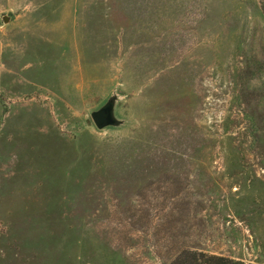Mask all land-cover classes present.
Returning a JSON list of instances; mask_svg holds the SVG:
<instances>
[{
  "label": "rangeland",
  "instance_id": "1",
  "mask_svg": "<svg viewBox=\"0 0 264 264\" xmlns=\"http://www.w3.org/2000/svg\"><path fill=\"white\" fill-rule=\"evenodd\" d=\"M189 250L264 264L259 0H0V264Z\"/></svg>",
  "mask_w": 264,
  "mask_h": 264
},
{
  "label": "trees",
  "instance_id": "2",
  "mask_svg": "<svg viewBox=\"0 0 264 264\" xmlns=\"http://www.w3.org/2000/svg\"><path fill=\"white\" fill-rule=\"evenodd\" d=\"M264 15V0H259ZM168 264H245L226 257L209 255L200 251H183Z\"/></svg>",
  "mask_w": 264,
  "mask_h": 264
},
{
  "label": "water",
  "instance_id": "3",
  "mask_svg": "<svg viewBox=\"0 0 264 264\" xmlns=\"http://www.w3.org/2000/svg\"><path fill=\"white\" fill-rule=\"evenodd\" d=\"M8 18H3V23H7ZM113 104L112 102H109L104 107H102L100 110L93 112L91 114V120L94 124V126L98 130H102L104 128L114 126L116 124L114 118H113Z\"/></svg>",
  "mask_w": 264,
  "mask_h": 264
}]
</instances>
